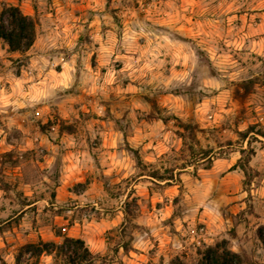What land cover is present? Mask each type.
Instances as JSON below:
<instances>
[{"label":"rangeland","instance_id":"374dc122","mask_svg":"<svg viewBox=\"0 0 264 264\" xmlns=\"http://www.w3.org/2000/svg\"><path fill=\"white\" fill-rule=\"evenodd\" d=\"M12 1L0 0V17ZM19 4L38 24L24 52L0 38V264H16L21 247L40 239L60 247L75 220L86 242L105 245L93 264H200L223 241L242 264H264V0ZM108 143L129 153L121 180L96 167ZM72 148L92 157L82 158L88 183L69 189L89 184L96 194L91 182L101 180L102 209L87 199L56 202ZM234 160L246 164L238 167L245 203L199 219L191 207L198 180ZM156 170L176 187L140 177ZM102 218L118 222L98 234L92 223ZM21 264L67 263L58 248L26 251Z\"/></svg>","mask_w":264,"mask_h":264},{"label":"crops","instance_id":"0c3cea01","mask_svg":"<svg viewBox=\"0 0 264 264\" xmlns=\"http://www.w3.org/2000/svg\"><path fill=\"white\" fill-rule=\"evenodd\" d=\"M20 0H17L16 2L13 0V4L18 5L21 9H22V5L19 4ZM24 12V11H23ZM26 14H32L31 10H28L27 12H24ZM33 46V45H32ZM10 94H7V100L8 98L10 99ZM106 144V143H105ZM109 148L105 149V148H100L99 150H101L102 154H99L97 156V158L99 157V164H96V167L100 170L102 169L104 174H114L115 177L118 180H121L123 178V176L126 175L127 173V165L129 164V153L128 151H126V149L124 148H120L117 145L108 143L107 145ZM116 146V147H115ZM75 148V147H74ZM68 156L66 158V162L65 164L63 163V167L65 165V177H64V170L61 172L63 173V175L60 177V183L57 186V203L58 204H64V201L69 199V198H79L80 200H91L93 202V204L96 205V208H100L102 209V207L100 206L101 201L99 198V196H95V195H107V193L105 191H103L102 189H100L99 185L101 184V180H94V182H91L92 185L97 186L98 185V190L96 191V194H94L93 188H90L89 184H86V186L81 189L80 191H74L69 189L70 186H73L75 183H80L83 182L86 177L90 174L89 173V168H87L85 166V162L82 160L87 158V157H92L91 153L89 150H81V149H71L68 150ZM131 160V158H130ZM88 162H89V158H88ZM225 162V161H223ZM237 161L234 160L230 163H218V164H214L212 165V167L209 170V176L203 178L202 180H198V184H196V193L198 195H192L193 198V202L191 203V207L195 208L196 210L200 211V216L199 219H206V217L204 218V216L209 215V212H212V210L214 211H221L222 206H227L228 210H230L231 212H236L237 206H240V204L245 203L244 198L246 197V195H243L244 190L242 189V182H241V176L238 170L239 166L234 167V165H236ZM91 168V166H90ZM232 168V170L227 171L228 169ZM123 171L122 176H120L121 172ZM227 171V172H226ZM94 172V171H93ZM219 172H226V174L222 177L218 176ZM141 178L143 177H148L151 178L153 180H155L156 182H158L161 186L163 185H167L168 188H175L176 186H174L172 183V181L170 183H165L166 181H160L157 180L155 178H153L152 176L146 175V174H142L140 175ZM87 181V179L85 180ZM88 183V181H87ZM98 183V184H97ZM208 189V191H202V189ZM144 192H141L140 194H143ZM216 193V195H214ZM201 194H206V195H201ZM134 193L131 194V196H133ZM158 195H162V193L158 192ZM130 196V198H131ZM191 197V195H189ZM113 200V199H112ZM159 200V199H158ZM241 201V202H237V201ZM254 206H255V210L256 212L261 208V200H260V195H255L254 196ZM35 202H30L28 204V206H31L33 204H35ZM79 206V205H76ZM245 206H241L240 208H244ZM117 212L115 213L116 217L119 218L120 215L122 214L124 215L125 213H123V209L121 206L116 207ZM160 210V209H158ZM117 219L116 218H112L111 220L106 219V218H102L100 219L98 222L96 223H92L93 227H95L94 230H98V234H102L107 228H109V226H111V224H115L117 223ZM64 224V223H63ZM80 226V227H79ZM84 227V225H83ZM64 230L67 231V233L65 235L67 236H71V237H81L86 241V234L85 232L81 229V224L79 225V223L75 220L74 224H72L71 226H67L64 228ZM193 232H195L198 236H202V231L201 232H196L195 230H192ZM209 232V231H207ZM43 236V235H42ZM205 236V235H204ZM86 244L88 245V247L90 248V250L93 253H99L102 252V250H104V243H95L92 244L90 242H86ZM134 246V245H132ZM122 250L123 247H121ZM134 251L133 247H130L129 252ZM136 253V252H134Z\"/></svg>","mask_w":264,"mask_h":264},{"label":"trees","instance_id":"16d2710c","mask_svg":"<svg viewBox=\"0 0 264 264\" xmlns=\"http://www.w3.org/2000/svg\"><path fill=\"white\" fill-rule=\"evenodd\" d=\"M5 17H7V21H5ZM37 24L38 19L34 15L24 13L18 5L9 4L3 10L0 17V38L7 42L11 52H24L28 50L36 40ZM188 127H190V125ZM190 128L193 133L194 142H199L195 134V128ZM244 135L246 134L244 133ZM180 136L185 138L183 133H180ZM190 149L194 152V146L191 145ZM209 153V149H202L203 158H207ZM211 160L212 159H210V161ZM236 166H240V163L234 165V167ZM240 167L245 171L246 164ZM150 176L160 181H166L165 183H169L173 178V175L167 176L160 173L158 170L153 171ZM258 236L264 243V231L262 229H259ZM122 247L125 251H129L130 249L129 245H122ZM58 248L67 264H93L97 257L96 254L90 250L83 238L65 235L63 244L60 247L42 239L37 242H30L23 245L16 257V264H21L22 255L26 251L30 250L36 255H38L39 252L51 254ZM170 264L185 263L177 259ZM200 264H242V262L240 255L228 248L226 242L223 241L222 243L208 246L203 253Z\"/></svg>","mask_w":264,"mask_h":264},{"label":"built area","instance_id":"2783aa9c","mask_svg":"<svg viewBox=\"0 0 264 264\" xmlns=\"http://www.w3.org/2000/svg\"><path fill=\"white\" fill-rule=\"evenodd\" d=\"M201 230H204V228L202 227Z\"/></svg>","mask_w":264,"mask_h":264}]
</instances>
